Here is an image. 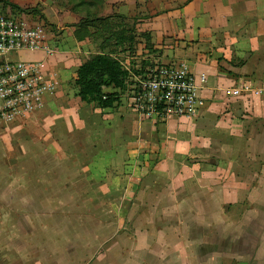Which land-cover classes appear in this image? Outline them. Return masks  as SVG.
Listing matches in <instances>:
<instances>
[{"label": "crops", "instance_id": "crops-1", "mask_svg": "<svg viewBox=\"0 0 264 264\" xmlns=\"http://www.w3.org/2000/svg\"><path fill=\"white\" fill-rule=\"evenodd\" d=\"M93 11L148 33L165 64H186L202 86L198 113L141 119L115 86L119 104L96 108L60 69L44 109L17 122L39 128L38 160L23 173L10 163L12 188L24 174V190L58 194L0 214V264H264V0H104ZM72 29L79 53L89 44ZM64 44L30 55L55 61Z\"/></svg>", "mask_w": 264, "mask_h": 264}, {"label": "built area", "instance_id": "built-area-1", "mask_svg": "<svg viewBox=\"0 0 264 264\" xmlns=\"http://www.w3.org/2000/svg\"><path fill=\"white\" fill-rule=\"evenodd\" d=\"M37 51L52 53L45 29L24 15L5 14L0 9V120L7 124L41 111L46 98L57 91L55 75L45 62L23 56ZM146 70L142 76L135 75L129 86V108L141 119H194L202 86L188 66L170 63ZM199 79L207 80L204 74ZM240 90L232 89L235 94Z\"/></svg>", "mask_w": 264, "mask_h": 264}, {"label": "rangeland", "instance_id": "rangeland-1", "mask_svg": "<svg viewBox=\"0 0 264 264\" xmlns=\"http://www.w3.org/2000/svg\"><path fill=\"white\" fill-rule=\"evenodd\" d=\"M92 1L93 0H0V9L3 12H25L26 15L24 16H26V19L30 23L41 25L45 29L46 33H48L50 47L52 48L51 55L56 51L55 46L56 48L60 47L62 41H64V45L67 44L68 50L67 52H62V57H59V55L56 56L55 61H52L49 59V57H47L48 59L46 58L42 60L47 64L49 61V64L46 66V68L55 75L54 77L59 84L60 81H62V75L59 72L60 69L66 72V78L63 80L65 83L68 82L70 84L76 79V72L72 76V71L76 69L77 65L80 66L84 60L89 59V57L94 54L86 52L88 48L89 50H95L96 52L103 51L105 48L114 51L115 57L120 59L123 67L128 69L129 82L127 90H129V86L134 83L135 75L142 76L146 73L147 68L154 67L155 65L165 64L159 60L158 55L156 56L151 54L152 52H150L145 47L147 43V37L136 30L137 27L135 24L132 26V35L135 37L134 41L131 43L129 41H125L122 46H114V38L109 40L106 37L111 35V31L120 30V24L124 21L117 17H114V19L112 18L113 22L106 31L103 27V23H100L101 26L98 27L99 30L91 28V35L88 37V39H85L86 43L89 44L85 46L87 49H83L81 47L82 49L79 50V53H75V50H72L69 44L72 40H69L68 37H71V28L73 26L75 27L84 18V16L87 15V11L91 8L89 3ZM105 14V12L104 14L102 13L101 17H104ZM129 23L132 22L129 21ZM129 26H131V24H129ZM74 30L75 29H72L73 33ZM137 36H140V39L144 38V41L141 43L142 45L140 44V41L136 40ZM104 39H106V41H104ZM53 45L55 46L53 47ZM24 57L31 59L35 58L30 55V52L24 54ZM62 61H64L66 64H61ZM73 86L75 87V89L72 91L73 95H77V87L75 86V83ZM127 90L124 92V94H127ZM125 103L126 98L124 99V104ZM18 121H25V118ZM18 121L7 124L0 120V169L2 170L0 171V214H8L9 210L18 208L23 209V201H30L31 197L34 198L33 201H37L41 193L43 197L49 196V200L55 198L58 194L55 189L40 190L38 184H36L34 187L32 186L33 189L30 191L24 190V174H21L19 177V181H21L22 185L21 188L18 189L15 187L14 189L10 186L12 182L10 163L14 162V165L17 167V169L22 172L24 165L30 166V164H28L29 160H31L30 163L32 166L35 165L34 163L38 160L37 157L39 155V142H35L36 139L33 138L38 137L40 133L39 128H36L37 126L33 127L30 132L28 129L32 126L23 127L22 124H18ZM25 124L27 125V123ZM31 177L36 181L40 180V174L37 172L32 174ZM63 192L65 199L72 201V191L64 189ZM12 203L16 204V207L15 205H12ZM32 209L34 211L35 207H32ZM16 211L18 210H15L14 212ZM242 257H247V255H242L240 259L241 261L247 260L246 258ZM219 260L224 263L229 262L230 256L220 258Z\"/></svg>", "mask_w": 264, "mask_h": 264}, {"label": "trees", "instance_id": "trees-1", "mask_svg": "<svg viewBox=\"0 0 264 264\" xmlns=\"http://www.w3.org/2000/svg\"><path fill=\"white\" fill-rule=\"evenodd\" d=\"M103 1L93 0L89 3L91 8L87 11V15L75 26L74 35L77 40L82 41L88 38L92 33L91 28L99 30L100 23L104 24L105 31L109 29L114 16L101 17L100 11L96 13L93 11V9L103 8ZM4 13L26 15L25 12ZM132 28L129 24L121 22L120 30L111 31V35L106 38L109 40L114 38V46L117 47L122 46L125 41L131 43L135 39L132 35ZM143 35L150 37L148 33H143ZM149 37L145 47L150 52H157L153 49ZM128 77V69L123 67L122 62L114 56V51L104 52L103 49V51L92 54L77 68L76 79L74 80L77 87V96L88 104L93 103L96 108L116 107L120 101V94L107 92L106 89L115 86L121 88L124 93L128 88Z\"/></svg>", "mask_w": 264, "mask_h": 264}, {"label": "flooded vegetation", "instance_id": "flooded-vegetation-1", "mask_svg": "<svg viewBox=\"0 0 264 264\" xmlns=\"http://www.w3.org/2000/svg\"><path fill=\"white\" fill-rule=\"evenodd\" d=\"M245 262H241V264H244ZM245 264H253V262H250V263H245Z\"/></svg>", "mask_w": 264, "mask_h": 264}]
</instances>
